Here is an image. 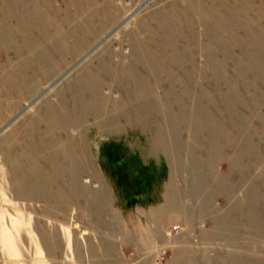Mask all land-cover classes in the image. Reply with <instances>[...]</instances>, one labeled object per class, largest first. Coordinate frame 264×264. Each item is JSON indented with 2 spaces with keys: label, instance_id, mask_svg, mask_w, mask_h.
<instances>
[{
  "label": "rangeland",
  "instance_id": "obj_1",
  "mask_svg": "<svg viewBox=\"0 0 264 264\" xmlns=\"http://www.w3.org/2000/svg\"><path fill=\"white\" fill-rule=\"evenodd\" d=\"M0 264H264V0H0Z\"/></svg>",
  "mask_w": 264,
  "mask_h": 264
}]
</instances>
